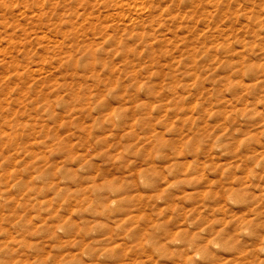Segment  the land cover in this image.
<instances>
[{
  "label": "rangeland",
  "instance_id": "374dc122",
  "mask_svg": "<svg viewBox=\"0 0 264 264\" xmlns=\"http://www.w3.org/2000/svg\"><path fill=\"white\" fill-rule=\"evenodd\" d=\"M0 264H264V0H0Z\"/></svg>",
  "mask_w": 264,
  "mask_h": 264
}]
</instances>
